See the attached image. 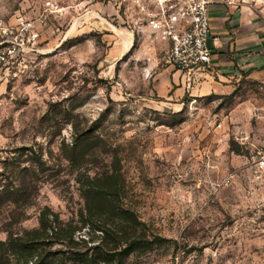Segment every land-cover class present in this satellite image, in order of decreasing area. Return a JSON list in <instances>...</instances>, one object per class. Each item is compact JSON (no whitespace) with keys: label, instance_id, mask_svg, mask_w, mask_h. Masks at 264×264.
Wrapping results in <instances>:
<instances>
[{"label":"rangeland","instance_id":"rangeland-1","mask_svg":"<svg viewBox=\"0 0 264 264\" xmlns=\"http://www.w3.org/2000/svg\"><path fill=\"white\" fill-rule=\"evenodd\" d=\"M183 1L0 0L14 31L23 22L37 35L24 33V49L15 46L24 61L0 75V186L31 183L28 198L0 212L1 240L36 228L46 208L78 226V180L116 165L123 205L165 240L122 264H264V172L240 141L264 148L262 79L241 75L226 94L164 104L151 92L164 60L137 76L140 26ZM217 3L264 32V0H210L209 10ZM75 131L99 140L71 162L60 146ZM64 243L55 236L42 246L52 264H73L70 252L84 251Z\"/></svg>","mask_w":264,"mask_h":264},{"label":"trees","instance_id":"trees-1","mask_svg":"<svg viewBox=\"0 0 264 264\" xmlns=\"http://www.w3.org/2000/svg\"><path fill=\"white\" fill-rule=\"evenodd\" d=\"M92 138L99 140L98 136ZM92 138L75 131L72 141L63 142L60 150L73 162L92 147ZM84 179L83 182L78 180L83 201L78 210L79 225L62 224L46 208L40 211L36 228L22 233L5 231V238L0 239V264H52L55 259L46 254L42 246L55 236L68 248L84 245V251L70 252L73 264H122L130 256L151 251L165 242L159 236L148 235L146 225L133 210L123 205L122 182L116 165L101 173L85 174ZM29 184L23 178L12 186L1 185L0 212L5 207H16L25 194L28 198L26 187H30ZM76 232H84L83 237L76 240Z\"/></svg>","mask_w":264,"mask_h":264},{"label":"crops","instance_id":"crops-1","mask_svg":"<svg viewBox=\"0 0 264 264\" xmlns=\"http://www.w3.org/2000/svg\"><path fill=\"white\" fill-rule=\"evenodd\" d=\"M209 16L211 37L215 38L214 45L210 44L213 56L209 72L188 76L165 63V67L153 75L151 89L153 94L164 100V104L173 103L171 95L196 97L198 92L202 95L208 92L226 94L241 75L261 78L264 85V32L257 31L253 19L227 10L219 3L210 7ZM140 34L138 51L143 56L137 65L141 64L142 72L137 69V76L141 73L145 77L149 70L158 68L163 59L161 52L168 49L169 43L155 35L147 23L140 26ZM198 76H202L203 80L197 82Z\"/></svg>","mask_w":264,"mask_h":264},{"label":"built area","instance_id":"built-area-1","mask_svg":"<svg viewBox=\"0 0 264 264\" xmlns=\"http://www.w3.org/2000/svg\"><path fill=\"white\" fill-rule=\"evenodd\" d=\"M210 0H184L174 11L149 14L147 24L153 33L169 43L164 62L175 71L188 76L204 73L211 65L215 38L210 33ZM20 33L0 17V75L9 76L24 61L15 53V46L24 49V33L34 40L37 35L26 23H20ZM251 148V165L256 172H264V148L240 139ZM228 182V181H227Z\"/></svg>","mask_w":264,"mask_h":264}]
</instances>
